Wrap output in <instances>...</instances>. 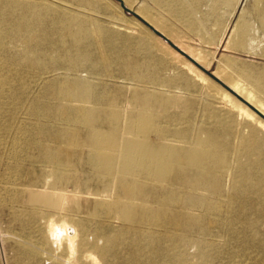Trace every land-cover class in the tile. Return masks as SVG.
Here are the masks:
<instances>
[{
    "label": "bare ground",
    "instance_id": "obj_1",
    "mask_svg": "<svg viewBox=\"0 0 264 264\" xmlns=\"http://www.w3.org/2000/svg\"><path fill=\"white\" fill-rule=\"evenodd\" d=\"M88 18L51 2L0 0V109L11 93V117L22 110L34 119L25 141L13 142L6 200L58 211L15 216L38 224V244L22 252L57 264H187L183 247L193 244L206 264L218 248L210 239L221 236L264 255V175L250 174L261 160L244 164L223 128L195 126L192 101L136 73V40ZM8 39L21 50L8 52ZM33 83L40 94L29 98ZM240 101L241 115L264 127ZM32 146L38 156L27 157Z\"/></svg>",
    "mask_w": 264,
    "mask_h": 264
},
{
    "label": "rangeland",
    "instance_id": "obj_2",
    "mask_svg": "<svg viewBox=\"0 0 264 264\" xmlns=\"http://www.w3.org/2000/svg\"><path fill=\"white\" fill-rule=\"evenodd\" d=\"M39 1L55 3L66 8L70 7L80 17H89L85 24L92 26L94 20H99L109 28H116L121 33L131 35L136 41L135 45L131 47L130 55L139 61L136 73L163 85L165 90L178 92L180 97L192 101L193 109L188 117L193 119L195 126L216 130L223 128L221 133L232 144V149L237 153L236 158L249 165H252L247 162L249 159L261 160L255 165L261 171L250 174L264 175V127L241 115L236 106L239 104V100L232 93L230 94L229 87L222 82L225 80L226 72L224 64L220 62L221 57L225 54L226 46H264V25L262 23L264 19H246L243 27L242 18V12L247 11L249 5L251 9H262L264 0H130L133 5L128 7L142 18L144 17L138 10L139 8L143 9L149 17L147 20L144 19L165 35L169 41L155 33L139 17L125 11L118 0ZM227 9L233 10V18L223 17ZM82 19L80 18L78 21L83 22ZM8 40L5 46L8 52L12 54L21 50L20 43L13 39ZM7 51L6 53H8ZM4 61H6L4 53L0 51V63L4 64ZM109 64L108 62L105 65L107 74L113 69ZM212 73L220 81L216 80L211 75ZM18 83L19 81L16 80L14 86L16 87ZM34 85L35 83L32 84L33 90H30L29 98L40 94V88H36ZM67 85L71 86L69 77ZM10 95L11 93L1 98L3 104L0 109V201H2L0 203V264H57L47 256L36 260L22 252V245L25 242L30 243L31 241L30 244H38V236L35 232V227L38 224L36 221L21 222V220H16L15 216L34 211L39 215L43 213L58 214V211L45 210L39 205L30 206L24 200L16 203L6 200L5 186L16 178L10 168L12 163L15 164L11 155L13 144L25 141L26 136L22 129L32 127L34 123L33 118L26 119L25 112L22 110H17L14 117H11L13 101L10 99ZM226 127L228 132L224 130ZM150 138L157 141L154 133ZM34 148L32 146L27 151L24 150L23 153L27 157L38 156V150ZM240 153L242 155H239ZM23 158H26L25 155L21 157V161ZM23 162L24 166L29 167L27 162ZM42 165V169L46 172L50 171V164ZM18 182L26 184L27 179L24 177ZM67 188L69 191L74 190L72 181L68 183ZM39 190L44 195L50 192L49 189L44 188ZM116 225H120V223L116 222ZM94 230L95 224H92L89 232L90 239L93 238ZM191 238L194 239H192L193 241H197L200 236L193 233ZM211 240H215L218 248L212 258L205 262L206 264H264V255L256 252H243L238 244H229L221 236L211 238ZM193 249L194 251H192ZM198 250V247L193 244L183 247L187 264H203L200 262ZM162 262L175 264L170 259L161 261L160 264H164Z\"/></svg>",
    "mask_w": 264,
    "mask_h": 264
},
{
    "label": "crops",
    "instance_id": "obj_3",
    "mask_svg": "<svg viewBox=\"0 0 264 264\" xmlns=\"http://www.w3.org/2000/svg\"><path fill=\"white\" fill-rule=\"evenodd\" d=\"M233 13V10L227 9L222 14L224 18L231 19ZM242 18L243 27L246 19H264V7L255 10L249 5L248 10L242 12ZM262 23L264 25V21ZM226 47L225 54L220 59L226 72L222 82L264 115V46ZM255 115L262 119L256 113Z\"/></svg>",
    "mask_w": 264,
    "mask_h": 264
},
{
    "label": "water",
    "instance_id": "obj_4",
    "mask_svg": "<svg viewBox=\"0 0 264 264\" xmlns=\"http://www.w3.org/2000/svg\"><path fill=\"white\" fill-rule=\"evenodd\" d=\"M121 3V7L130 13H133L134 15H136L137 17H139L146 25H148L150 28L153 29V31L155 33H157L158 35H160L161 37H163L165 40L169 41V39L163 35L162 33H160L157 29H155L151 24H149L144 18H142L139 14H137L135 11L131 10L130 8H128L125 3L122 0H118ZM171 43V42H170ZM173 46H176L175 44L171 43ZM183 54L187 55V53H185L184 51L180 50ZM188 57L192 60H194L191 56L188 55ZM195 61V60H194ZM216 80L220 81L219 78H217L213 73L211 74ZM229 91L231 93H233L239 100H241L242 102H245L247 105H249L259 116H261L264 119V115L258 111L256 108H254L252 105L248 104L243 98L242 96H240L239 94H237L234 90L229 88Z\"/></svg>",
    "mask_w": 264,
    "mask_h": 264
}]
</instances>
